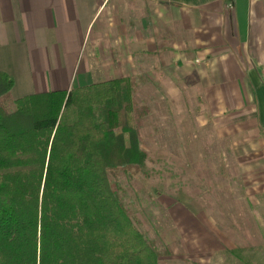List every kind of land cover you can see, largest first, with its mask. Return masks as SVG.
Masks as SVG:
<instances>
[{
	"label": "crops",
	"instance_id": "obj_1",
	"mask_svg": "<svg viewBox=\"0 0 264 264\" xmlns=\"http://www.w3.org/2000/svg\"><path fill=\"white\" fill-rule=\"evenodd\" d=\"M0 71L14 100L126 78L182 96L190 77L264 132V0H0Z\"/></svg>",
	"mask_w": 264,
	"mask_h": 264
},
{
	"label": "trees",
	"instance_id": "obj_2",
	"mask_svg": "<svg viewBox=\"0 0 264 264\" xmlns=\"http://www.w3.org/2000/svg\"><path fill=\"white\" fill-rule=\"evenodd\" d=\"M13 85L0 71V264H159L117 183L147 157L136 79L17 100Z\"/></svg>",
	"mask_w": 264,
	"mask_h": 264
},
{
	"label": "rangeland",
	"instance_id": "obj_3",
	"mask_svg": "<svg viewBox=\"0 0 264 264\" xmlns=\"http://www.w3.org/2000/svg\"><path fill=\"white\" fill-rule=\"evenodd\" d=\"M189 79L182 96L136 81L147 157L119 174L121 200L159 264H264V132L255 113L218 111ZM74 118L65 109L63 123Z\"/></svg>",
	"mask_w": 264,
	"mask_h": 264
}]
</instances>
